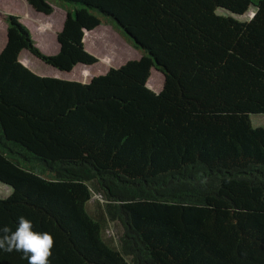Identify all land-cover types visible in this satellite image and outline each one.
Listing matches in <instances>:
<instances>
[{
  "label": "trees",
  "instance_id": "16d2710c",
  "mask_svg": "<svg viewBox=\"0 0 264 264\" xmlns=\"http://www.w3.org/2000/svg\"><path fill=\"white\" fill-rule=\"evenodd\" d=\"M57 1L54 54L19 15H3L0 182L11 193L0 226L23 216L50 233L49 264H264V125L251 120L264 114V0ZM251 8L248 20L233 16ZM103 16L140 58L86 82L21 62L27 50L59 71L96 63L84 32ZM0 264L28 261L0 251Z\"/></svg>",
  "mask_w": 264,
  "mask_h": 264
},
{
  "label": "rangeland",
  "instance_id": "374dc122",
  "mask_svg": "<svg viewBox=\"0 0 264 264\" xmlns=\"http://www.w3.org/2000/svg\"><path fill=\"white\" fill-rule=\"evenodd\" d=\"M52 5L54 7V10L50 15L46 16V18L51 21L53 20V18L56 19V21L61 20L65 12L64 6L57 0H53ZM218 12L221 14H226V12L223 10H218ZM7 13L17 14L20 16L21 21L30 27V31L32 32L33 37L36 39L38 47L43 52H45L46 54H52L55 52V49L58 46L55 33L48 31L44 36H39L35 33L36 20L33 19L32 16H28L27 13H30L31 15L34 13L35 15H39L41 13L32 10L26 0H0V50L4 46L6 40V22L3 15ZM252 15L253 9L251 8L243 15L233 16L239 20H248ZM48 23L50 25H46L47 28L51 27L52 22H47L45 24ZM42 24L38 28L44 31L46 28H41ZM99 31L103 32L99 34ZM90 32V34H85L86 36L84 35V45L86 50L97 58V63H94L89 67V70L93 75L103 74L104 72H106L105 69L107 70L109 67H118L127 60L138 59L143 54V50L135 48L121 34V31L116 27L115 22L109 17L103 16L102 23ZM89 49H91L93 53L89 51ZM105 57H108L109 61L111 60V63L107 64L108 61H106ZM20 59L25 66H27L38 75L57 77L68 80H80L79 75L82 73V71L80 70L82 69L81 66L74 67L70 72L59 71L58 69L36 58L27 50L21 51ZM88 77L90 78L91 75ZM150 77V83H148L147 81L148 88L153 91L160 90L163 83L162 73L152 67L150 70ZM153 87L155 90L153 89ZM251 120L254 125L263 126L264 114L251 115ZM10 193L11 188L0 182V197H6ZM93 201L94 200L91 199L89 209L91 212H98L100 208H98L97 204ZM105 233L107 236L114 235L115 237H117L116 235L120 234V227L115 223H110Z\"/></svg>",
  "mask_w": 264,
  "mask_h": 264
},
{
  "label": "clouds",
  "instance_id": "9594fccd",
  "mask_svg": "<svg viewBox=\"0 0 264 264\" xmlns=\"http://www.w3.org/2000/svg\"><path fill=\"white\" fill-rule=\"evenodd\" d=\"M54 246L50 233L34 231L32 221L23 216L18 218L15 230L0 226V251L21 253L28 264H49Z\"/></svg>",
  "mask_w": 264,
  "mask_h": 264
},
{
  "label": "crops",
  "instance_id": "0c3cea01",
  "mask_svg": "<svg viewBox=\"0 0 264 264\" xmlns=\"http://www.w3.org/2000/svg\"><path fill=\"white\" fill-rule=\"evenodd\" d=\"M31 7V6H30ZM31 9L32 10H34L32 7H31ZM35 11V10H34ZM30 12V11H29ZM35 12H37V11H35ZM40 13V12H39ZM28 14V16H32L33 17V19H35L36 20V30H35V33L37 34V35H39V36H44V35H46L47 34V32L48 31H51V32H54L55 33V37H56V33L61 29V27H62V24H63V21H64V17H65V12H64V16H63V18L61 19V20H57L56 21V19H54L53 18V20L51 21V20H49L48 18H46V16H48V15H44V14H39V15H35V13L34 14H30V13H27ZM47 22H52L51 23V27H46V29L44 30V31H42V30H40V28H38V27H40V25L42 24V23H47ZM53 22H54V24H53ZM29 29H30V27L27 25V24H25ZM56 26H58V27H56ZM31 30V29H30ZM100 33L99 34H101L103 31H99ZM34 38V37H33ZM35 39V38H34ZM35 41H36V39H35ZM36 43H37V41H36ZM58 47L59 46H57V48L55 49V52L54 53H56L57 51H58ZM89 51H91L92 53H93V51L91 50V49H89ZM54 53H52V54H54ZM141 57V56H140ZM139 57V58H140ZM97 63V62H96ZM109 63H111V60L110 61H108L107 62V64H109ZM77 66H81V68L82 69H80L81 71H82V73L79 75V78H80V80L79 81H82V82H86V81H88L91 77H92V72L89 70V67H90V65H83V64H80V65H77ZM105 71H106V69H105ZM91 75V77L89 78L88 76H90ZM89 78V79H88ZM163 84V83H162ZM153 89H154V87H153ZM155 90V89H154ZM159 90H156L155 92H158Z\"/></svg>",
  "mask_w": 264,
  "mask_h": 264
},
{
  "label": "water",
  "instance_id": "95a60500",
  "mask_svg": "<svg viewBox=\"0 0 264 264\" xmlns=\"http://www.w3.org/2000/svg\"><path fill=\"white\" fill-rule=\"evenodd\" d=\"M86 32H87V31L85 30L84 35L86 34ZM79 65H80V64H79Z\"/></svg>",
  "mask_w": 264,
  "mask_h": 264
}]
</instances>
